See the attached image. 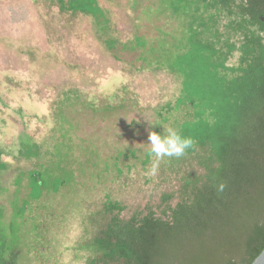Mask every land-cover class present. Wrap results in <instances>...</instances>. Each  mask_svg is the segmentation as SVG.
<instances>
[{
	"label": "rangeland",
	"instance_id": "obj_1",
	"mask_svg": "<svg viewBox=\"0 0 264 264\" xmlns=\"http://www.w3.org/2000/svg\"><path fill=\"white\" fill-rule=\"evenodd\" d=\"M173 4L71 0L60 12L50 1L0 0V264H87L107 201L127 218L202 171L196 148L151 173L150 133L164 136L194 111L175 103L182 78L168 63L192 16ZM229 19L217 14L220 32ZM21 132L37 157L19 156ZM32 170L45 182L35 200Z\"/></svg>",
	"mask_w": 264,
	"mask_h": 264
},
{
	"label": "trees",
	"instance_id": "obj_2",
	"mask_svg": "<svg viewBox=\"0 0 264 264\" xmlns=\"http://www.w3.org/2000/svg\"><path fill=\"white\" fill-rule=\"evenodd\" d=\"M44 1L60 12L71 9L65 7L71 0ZM176 1L173 11L189 9L192 20L168 67L182 78L175 103L194 109L176 130L194 140L186 154L204 152L202 171L188 173L176 193H162L159 204L127 218L124 206L107 201L108 219L93 237L96 255L87 264H251L264 248V0ZM220 12L230 17L224 32L216 27ZM38 151L28 133L18 135L20 157ZM28 176L29 197L38 199L41 172Z\"/></svg>",
	"mask_w": 264,
	"mask_h": 264
},
{
	"label": "clouds",
	"instance_id": "obj_3",
	"mask_svg": "<svg viewBox=\"0 0 264 264\" xmlns=\"http://www.w3.org/2000/svg\"><path fill=\"white\" fill-rule=\"evenodd\" d=\"M149 151L154 155L156 163L153 164L151 173L155 174L160 160L165 157L180 158L194 145L191 137L183 136L175 129H168L167 134L161 136L156 132L149 135Z\"/></svg>",
	"mask_w": 264,
	"mask_h": 264
},
{
	"label": "water",
	"instance_id": "obj_4",
	"mask_svg": "<svg viewBox=\"0 0 264 264\" xmlns=\"http://www.w3.org/2000/svg\"><path fill=\"white\" fill-rule=\"evenodd\" d=\"M251 264H264V248Z\"/></svg>",
	"mask_w": 264,
	"mask_h": 264
}]
</instances>
